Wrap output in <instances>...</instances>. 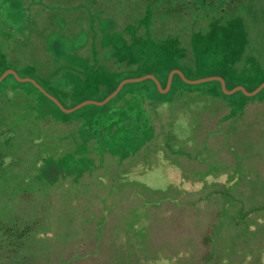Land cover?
<instances>
[{
  "label": "trees",
  "instance_id": "trees-1",
  "mask_svg": "<svg viewBox=\"0 0 264 264\" xmlns=\"http://www.w3.org/2000/svg\"><path fill=\"white\" fill-rule=\"evenodd\" d=\"M142 1L140 10L154 23H85L90 28L85 26L84 31L91 35H84L94 38L92 53L85 45L67 55L72 59L65 62L69 63L66 77L90 83L112 78V84L101 87L98 100L120 80L146 73L163 87L171 69L180 70L188 79L220 76L226 89L240 85L251 91L264 80V23H248L249 9L255 16L264 9V0ZM245 15V23H229ZM8 54L5 49L3 55ZM46 73L47 81L41 79L48 88L34 80L64 107L86 99L84 92L94 88L86 87L80 98L64 102L79 88L59 86L56 80L61 71L57 67ZM7 77L12 84L0 97V264H76L96 258L94 245L101 221L96 224L94 212L97 207L104 208L96 193L106 179L101 181L102 176L95 173H102L97 166L107 160L103 152L113 149L111 145L169 143L163 134L172 129L165 132L166 128L188 127L190 118L193 122L198 113L208 109L217 111L209 114L215 123L251 124L253 129L264 131V88L251 97L239 91L226 95L217 81L186 84L174 74L169 90L161 94L150 79H145L124 84L104 104L119 100L111 120L99 115L84 124L73 120L71 113L61 112L29 82H18L12 75L1 82ZM124 96L126 102L121 103ZM226 98L237 102L217 107L216 101ZM175 120L180 126L173 125ZM107 129L118 137H109ZM95 149L100 157L94 170L83 164L76 172H62L59 162L66 160L69 168L76 161H92ZM180 171L179 178L188 179V174ZM61 176L64 179H52ZM211 177L225 179L218 172ZM208 242L209 231L199 240L195 264L211 258Z\"/></svg>",
  "mask_w": 264,
  "mask_h": 264
},
{
  "label": "rangeland",
  "instance_id": "rangeland-1",
  "mask_svg": "<svg viewBox=\"0 0 264 264\" xmlns=\"http://www.w3.org/2000/svg\"><path fill=\"white\" fill-rule=\"evenodd\" d=\"M142 3L0 0V71L13 69L20 77H30L48 88L41 77L57 67L61 71L56 80L59 86L73 84L79 88L64 102L80 98L86 87L94 88L84 92V100L100 101L101 87L112 84V78L99 83L72 82L66 77L69 63L65 62L72 59L67 55L85 45L92 53L94 38L84 31L85 23H154L140 10ZM251 10L248 23H264V9L255 16ZM244 19L246 15L229 23H245ZM98 45L102 47L100 42ZM5 49L11 54L4 56ZM50 55H55L54 59ZM10 84L8 77L0 81V97ZM125 100L126 96L120 102ZM116 102L119 100L108 106L86 104L70 115L84 124L99 115L111 120V113L119 108ZM216 102L218 107L237 101L226 98ZM214 110L198 113L193 122L190 118L188 127L166 128L165 132L172 129L163 134L169 143L139 147L116 144L108 153L103 152L107 160L97 166L102 173L99 168L95 173L96 177L102 176L101 181L106 179L96 193L98 203L104 205L94 212L96 224L101 221L97 225L99 239L94 245L98 252L93 260L76 264H195L199 240L207 231L212 253L204 264H264V131L253 129L251 124L215 123L209 116L217 112ZM173 125L180 126L178 120ZM107 130L109 137H118L113 130ZM95 150L92 161H76L69 168L62 160V172H76L83 164L94 170L100 157ZM113 151L124 153L125 157ZM181 169L188 179L179 178ZM217 172L224 174L225 179H212L211 175Z\"/></svg>",
  "mask_w": 264,
  "mask_h": 264
},
{
  "label": "water",
  "instance_id": "water-1",
  "mask_svg": "<svg viewBox=\"0 0 264 264\" xmlns=\"http://www.w3.org/2000/svg\"><path fill=\"white\" fill-rule=\"evenodd\" d=\"M174 74H176L180 78V80L186 84H200V83L209 82V81H217L219 83V87H220L221 92L223 94H226V95H229V94H232L236 91H239L244 96L251 97V96H254L256 93H258L264 87V80H263L251 91L245 90V88L240 86V85H236V86L232 87L231 89H226L225 85H224V81L220 76L210 75V76L200 77V78H196V79H188L178 69H172L167 73L163 87H161L160 83L157 81V79L152 74L147 73V74H144L142 76L130 77V78H125V79L120 80L117 83V85L115 86V88L100 101L83 100V101L77 103L76 105H74L70 108H65L58 102V100L54 96H52L51 94L46 92L32 78L20 77L12 69H5L2 73H0V81L5 76L12 75V77L18 82H29L43 96H45L47 99H49L61 112L70 113V112H72V111H74V110H76V109H78V108H80L86 104H92V105H97V106L105 104L108 100H110L113 96H115L117 94V92L121 89V87L126 83L139 82V81H142L145 79H150L154 83L156 90L159 93H165L170 87L171 78Z\"/></svg>",
  "mask_w": 264,
  "mask_h": 264
},
{
  "label": "crops",
  "instance_id": "crops-1",
  "mask_svg": "<svg viewBox=\"0 0 264 264\" xmlns=\"http://www.w3.org/2000/svg\"><path fill=\"white\" fill-rule=\"evenodd\" d=\"M10 54H11V52H10ZM68 54V53H67ZM69 55V54H68ZM72 55V54H71ZM7 69H10V68H7ZM13 70V69H12ZM14 71V70H13ZM34 80V79H33ZM35 81V80H34ZM36 82V81H35ZM37 83V82H36ZM38 84V83H37ZM39 85V84H38Z\"/></svg>",
  "mask_w": 264,
  "mask_h": 264
}]
</instances>
